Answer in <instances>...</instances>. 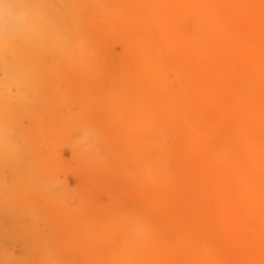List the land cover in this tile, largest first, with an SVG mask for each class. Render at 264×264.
Masks as SVG:
<instances>
[{
    "label": "bare ground",
    "instance_id": "6f19581e",
    "mask_svg": "<svg viewBox=\"0 0 264 264\" xmlns=\"http://www.w3.org/2000/svg\"><path fill=\"white\" fill-rule=\"evenodd\" d=\"M94 6L100 13L98 18H94L95 14L89 16L90 8ZM87 26L91 27L87 28ZM188 26L192 31L189 35L185 34L184 31ZM93 33L103 39H118L122 53L137 62H133L136 64L134 70L129 74L124 72L117 78L120 83L124 79L127 80L130 89L109 110L105 121L109 122L108 125L114 122L116 126L118 125L116 121L125 125L122 132H117V136H121L120 139L123 142L118 137L114 142L120 141L124 147L132 144L135 158H146L166 137L176 135L180 120L189 127L192 136L189 137L188 147L182 148L181 146L180 148V145H177V147L165 148L160 155L159 164L147 168L148 174L157 177V185L160 188L175 184L177 190L175 196L177 194L183 195L182 192H186L184 189L188 181L186 174L190 173L191 167H195L198 162L203 160L205 155L202 158V153L204 151L208 152L209 150L207 159L211 165L209 176L207 175V181L210 180L208 184H206V180L203 181L205 183L199 180L201 179L200 175L203 177L202 180L206 178V174L202 176L201 169L199 171L198 186L200 187L197 186L198 190L193 198L197 207L194 208L190 206L191 204H187L189 209L190 207L193 209L190 210L192 211L191 216L183 217V215V218L174 216V220L180 223L179 229L182 230L179 241L164 247V244L162 245L158 241L157 238L160 233L158 234L154 225L148 221L149 217H145L148 219L147 222L146 219L142 218L147 223L142 220L146 226L144 229L140 226L145 233L141 234L138 239L136 238L137 240L133 244L130 246L128 244L127 248L124 247V251L123 247L121 246L122 249L120 247L119 251L122 250L120 251L122 255L117 264H264V0H0V175L4 172L1 156L5 153L9 154L12 162L14 157L21 153L18 147L21 136H17V124H15V117L19 115V112L28 111V113H32L34 98L39 100L36 104L38 118L45 117L46 112L57 114V109L60 106H68L71 98L63 88L56 87L54 83L55 80L57 82L64 80L66 76L64 68L68 67L70 71L79 70L80 74L83 73L91 77L97 74V66L95 65L97 53L93 49L95 45L92 41ZM201 55L205 57V60ZM118 59L120 56L117 57V62L121 63ZM105 65L100 64L101 68L107 71L109 68ZM43 68L50 69L49 75H44L41 72ZM91 87L92 85L89 88ZM226 89H233L239 97L238 102L231 107L225 106L221 100ZM136 97L141 100L135 101ZM66 116L70 120L74 118L69 110ZM101 119L99 122H103ZM49 123L52 124L53 122L49 121ZM106 125L105 131L111 126L108 127L107 125L106 127ZM51 131L52 127L49 128V132ZM76 131L79 132L80 130ZM76 131L74 130L77 134ZM74 132L72 134L75 136ZM86 133L88 136H93V130L89 129ZM113 133L115 134V131ZM108 134L110 135V133ZM136 137H139L138 141H134ZM96 138L98 140V137ZM124 142L130 143V145H126ZM60 144L59 146H61ZM75 144L82 145L81 143ZM84 145L85 147L81 146L82 153L88 150L86 144ZM59 146L56 147L58 149L55 148L54 156L52 154L54 158L57 150L61 151L67 147L61 146L62 149ZM90 146L92 147L89 149H92L93 145ZM73 148L75 150L76 146ZM125 148L129 149V147ZM72 149L69 148V151ZM179 149L182 153L181 167L183 173L180 178H176L172 175L167 163ZM74 152L76 153V151ZM59 153L62 155V151ZM67 156L65 155V159L61 163L60 159L62 158L56 157L54 160L57 163L59 161V163L55 167L58 166L57 168H59L60 164L61 167L63 165L68 168L73 166L63 164ZM130 159L132 158L130 157ZM68 160L69 158L66 162H69ZM136 162L139 163L137 160ZM98 163L100 164V162ZM11 167L13 165L10 162L6 164V168L11 169ZM68 168L66 170L70 169ZM74 168L71 167L70 172L73 171L71 174H74V177L84 175L86 181L85 176L88 174L83 171L82 166L81 169L75 168L80 170L81 174L79 175L77 174L80 172L76 173ZM51 172L53 173L52 170ZM120 172L119 170L118 173ZM11 173L13 175V172ZM15 173L16 180H21L23 172L20 176L18 172L15 171ZM118 173L117 178L120 175ZM77 178L84 182L81 177ZM108 179H113L112 185L110 184L111 180ZM114 180L120 179L107 178V181L110 182L104 183L107 190H110V185V188L114 186ZM69 182L67 177L66 185L73 184ZM146 182L140 181L139 183L145 185ZM16 183L18 184V181ZM17 184L14 185V188L17 187ZM119 185L112 188L118 191ZM137 185L138 183L134 187ZM9 188L10 190L13 189ZM6 189V185H0V192H4ZM113 189L110 190L111 194L116 193L115 190L112 191ZM119 189L121 188L119 187ZM147 191L153 199V196L157 197L151 193V190L147 189ZM105 192L107 191L105 190ZM121 192L123 191L121 190ZM209 192L214 195V198H210ZM65 193L71 200L73 196H70L71 191L69 194L68 191ZM85 193L87 192L85 191ZM85 193L83 194L85 195ZM126 193H120V197L124 196L126 199ZM111 194L107 192L106 196L110 197ZM116 194H113V197L116 196L117 199H120L117 197L119 194ZM67 195L65 194V198L67 197L69 200ZM102 195H99L100 199L105 196ZM185 195L187 194L181 197L186 198ZM80 198L78 203L83 200L82 196ZM116 198L115 200L119 203V199ZM105 199L110 200V198ZM112 199L108 202L109 206L116 203ZM177 200L180 201L179 198ZM100 201L102 202V200ZM160 201L164 204V201L160 199L158 203ZM171 201L165 202L166 204L162 206L164 207L163 210L166 205L170 207L169 202ZM122 202L123 198L122 201L120 200V204H123ZM84 203L81 202L80 204ZM137 203L139 200L136 201ZM93 204L95 205V201ZM104 204L106 203L104 202ZM108 204L106 205L108 206ZM171 204L178 205L174 201ZM141 205L139 203V209L135 208L138 211L141 210L142 216H146L143 214L144 212L142 213L144 206L140 207ZM147 205L149 204L147 203ZM211 205L215 209L214 212L210 209ZM78 206L79 204H77ZM99 207L102 208V205ZM121 207L120 209H122ZM176 208L178 206L174 208V212H178L179 209ZM189 209L184 208V210ZM122 210L125 211L126 209ZM113 212L116 214L115 211ZM116 212L118 211L116 210ZM145 212L147 213V211ZM118 213H121V210ZM139 213L137 215L140 216ZM186 214L189 215V212ZM117 215L112 214V218L117 217ZM134 217L130 218L135 222L136 217L135 219ZM188 217L192 219L185 225L183 219H188ZM109 218L111 219L110 216ZM172 218L171 216L170 222L173 221ZM126 219L129 220V218ZM127 220H125L126 222L121 221V223L126 224ZM117 221L115 220V222ZM102 222H98L100 226L110 223ZM98 223L95 224L99 227ZM132 224L130 226L136 225V223ZM112 225H114L113 222L105 229L110 230ZM117 226L118 233L120 230L122 233L124 229L129 230V233L124 230L128 235L125 232L123 233L125 235L122 233L119 235L126 240L130 238L132 242L131 239L134 238V235L131 234L134 229L131 227V230L133 229L131 231L128 229L129 226H127L128 228L124 226L126 228L122 230L119 229V224ZM88 228H92V226L85 230L89 231ZM99 229L98 232H100ZM116 229L110 232L102 230V232L107 233H100L110 235L111 232H116ZM94 230L89 231V235L90 233L93 234L92 231ZM124 236L126 237L124 238ZM127 236L130 237L127 238ZM74 237L69 238L70 241ZM79 237L81 235L78 236V241H81ZM117 237L121 238L120 236ZM81 238L83 239V237ZM199 238L242 251L248 254V258L230 263L222 253L198 244L197 239ZM78 241L77 244L75 242V246L82 245L80 249L78 247L80 245L77 248L83 255L84 248H81L85 242L83 241L81 244ZM130 241L128 243H131ZM90 242H93L92 249L93 246L97 247L96 242L94 243L93 240ZM113 244L117 245L116 241L110 244L111 247ZM119 244L126 245L121 241ZM110 245L107 249L104 248L108 258L111 257L109 255L110 250L115 251L114 249L118 248L117 245L110 249ZM257 245H261L262 248L258 249ZM64 246L66 247V244ZM99 248L98 246L96 249L99 250ZM195 248L197 251H203V256H201L200 251H198L200 253L195 254L196 257L192 255L193 250L197 252ZM101 249L100 251H102ZM108 249L109 252H107ZM86 251L85 255L87 254ZM92 251L98 252L95 249ZM116 252L118 253V251ZM102 253L104 254V251ZM197 254H200V258ZM90 258L88 259L90 260ZM41 259L44 262V257ZM46 259L49 260V258ZM44 263L47 264V262ZM52 263L54 262L52 261Z\"/></svg>",
    "mask_w": 264,
    "mask_h": 264
},
{
    "label": "rangeland",
    "instance_id": "374dc122",
    "mask_svg": "<svg viewBox=\"0 0 264 264\" xmlns=\"http://www.w3.org/2000/svg\"><path fill=\"white\" fill-rule=\"evenodd\" d=\"M90 11L91 12L89 13V16L90 15L92 16L93 14H95L94 18H98L97 16L100 13L97 12V7L96 9H95V6L93 8H90ZM88 27H91V26H87V28ZM184 31H185V34L187 35L192 33L191 28L189 26ZM92 41L95 44L93 46V49H95L97 53V59H95V65L97 66L96 68L97 74L92 75V77L89 75H85L83 73L82 75L79 73V70L70 71L68 70L69 68L67 67V68H64L65 69L64 71L66 74V76L64 77V80L59 81V82H57L56 80L54 81V83L56 84V87L59 86L63 88V90L67 92L66 94L69 96V98H71L68 106H64V105L60 106L57 109V114L46 112L44 114L45 117L38 118L37 116L38 108L36 104L39 102V100L34 98L32 101L34 102V105H33L34 108L32 109V113H28V111H20L19 115L15 117V124H17L16 125L17 136H21V139L18 141L19 151L21 153L19 156L14 157L12 162L10 161L11 156H9V154L5 153L4 155L1 156L2 157L1 161L4 164V167L3 165L1 166L3 167L4 172L1 173L0 175V185L1 184L6 185L7 189L4 192H0V264H46L44 262H47V264H54V263L55 264H64V263L68 264V262L69 264L71 263L72 264H91L90 262H93V261L96 263H92V264H117V262L120 260V257L122 255L120 254V251L122 250L119 251L120 247L122 246L123 251H124L125 248H127L128 244L130 246L138 239V237H141V234L143 235L145 233V231L141 230V227L144 229V227L147 224L146 222L148 219H149L148 221H150V223L154 225V229L158 232V234L160 233L159 236L157 235L158 241L162 245L164 244L163 245L164 247L173 245L175 242L179 241L180 239L179 237L181 236L180 234H182L181 228L179 229V227H181L180 223L177 220H174L175 219L174 216H178V217H182L183 215H184L183 217L191 216L192 214V211H190L192 209L191 207H194V208L197 207L196 206L197 203L195 201L193 202V198H194L195 193L198 190V187H200L198 186L200 169L202 171L201 173H203L202 176L206 174L205 175L206 178L202 180L203 177H201L200 175L201 179L199 180L201 182L206 180L207 182L206 184L210 182V180L207 181L208 176H209L208 173H209V170L211 169L209 168L211 167V165L209 164L210 162H208V159H207L209 150L208 152L204 151L202 153V158L205 155L203 158L205 162L203 160L198 162L199 165L197 163L195 167H191L190 173L186 174L188 175V181L186 185L184 184L185 185L184 189H186V192L185 193L182 192L183 195L187 194L185 195V197L187 196L186 198L181 197L183 195H179V194L175 196L177 192V190L175 189L176 187L175 184L160 188L157 185V177L151 176L150 174L147 173L148 166H154V165L157 166L159 164L160 155L165 148L167 147L173 148V147H177V145H180V148L181 146L182 148H186L189 146V137L192 136V133L189 127H187L181 120L178 126L179 128H177L176 130V135H169L168 137H166L163 141H161L158 144L157 147H155V149L152 151L153 153L149 154L148 157L146 156V158L145 157L135 158L136 155L134 153L132 144L130 145V143L124 142L126 145L129 144L130 146H132V147L128 145L125 146V147H129V149L132 148V150H129L124 147V144L120 143V141L121 142L123 141L120 139L121 138V136L119 135L120 133L118 134L120 137L117 136V132H122V129L125 126L124 123H120L116 121V123H118V125H116L118 128L117 129L116 126L114 125V122L113 124H109L111 125L110 126L111 128H110L108 125L109 122L108 121L105 122V121L107 120L108 113L110 112L109 110L115 105L116 102L121 100V97L123 96V94L127 93L130 89V85L128 84L127 80L124 79L122 83H120L117 81V78L120 76V74L123 75L124 72L129 74V72L134 70V68L136 67L135 63L137 62H135L133 59L129 58V56L127 57L125 54L122 53V47H121V44L118 42V39H103L93 33ZM119 56H120V59L118 60L121 63L117 62V57ZM201 57L205 60L204 56L201 55ZM47 58L49 60V57ZM100 64H106L105 66L108 67L109 69L107 71H104L101 68ZM41 72L44 75H49L48 72H50V69L43 68ZM90 84L92 85L91 88H89L91 86ZM238 99L239 97L237 96L236 92L233 89L224 90V93L221 96V100L223 101V104L225 106H230V107L235 105L238 102ZM140 100L141 99L139 97L135 98V101H140ZM68 110L71 111V113L74 116V118L71 120L68 118V116H66L68 113ZM79 114H81V116H79ZM100 118H102L101 120H103V122L102 121L99 122ZM49 121H52L53 123L50 124ZM106 123L110 130L107 129L105 131ZM51 127H52V131L49 132V128ZM89 129L93 130V136L87 135L86 131H88ZM74 130L75 131L80 130V131L79 132L76 131L77 132L76 134ZM114 131H115V134L113 133ZM72 132H74L77 136L76 135L74 136ZM108 133H110V135ZM62 135H64L63 138H62ZM96 137H98V140ZM117 137L120 139V141L114 142V140H117ZM56 139H57L58 144L56 143ZM83 139L85 140L83 141ZM72 140L73 142H71ZM138 140H139V137H136L134 139V141H138ZM62 142L63 144L66 143V145H63ZM70 143L72 144L70 145ZM75 143H81L82 145L78 146ZM83 143L86 144L88 148V150L85 151L84 153L81 152V149H82L81 146L85 147ZM59 144L63 147L67 146L66 149L65 148L63 149V147L59 146ZM73 144L74 146H76L75 150L74 148L72 149V147H74L72 146ZM90 145H93L92 149H89L92 147ZM57 146L61 147L63 150L59 148L62 151V155H60L59 153L61 151L57 150L58 151L57 153L59 154L56 153L55 158L59 157L60 159V157L62 158L64 154L66 156L68 155L67 159L69 158L68 160L69 162H66L67 161L66 159L65 162H63V164H67L68 166L69 164L73 165L71 166L72 169L73 167H75L76 169L77 167L81 169V166H82L83 171L86 174H88L85 176L86 181H85L84 175L74 177V174L73 175L71 174L73 171L70 172L71 167H69L70 168L69 169L68 167H66V165H63V164L62 165L66 167L65 169L63 166L61 167V164L59 168H57L58 166L55 167L59 163V161L58 163L55 162L54 160L55 158L53 157L55 154L54 153L55 148ZM45 147L47 148L45 149ZM52 147L53 149H51ZM69 148H71L72 150L69 151ZM122 148H125V149H122ZM44 149L46 150L45 152L43 151ZM74 151H76V153ZM68 152H70L71 154H69ZM65 155H64V158L60 159V163L61 161H64L63 159H65ZM89 155L90 157H88ZM130 157L132 159H130ZM70 158L73 160H71ZM135 159L139 163H137ZM130 160L131 161L133 160V162H131ZM181 160H182V153H181V149H179V151L176 152L175 155H173L172 159L169 160L167 163V166L168 168H170L172 175L175 176L176 178H180L181 174L183 173V169L181 167L182 166ZM72 161L74 162V164H72L73 163ZM9 162L11 165H13L11 169L6 168V164H9ZM52 162L53 163L55 162L56 164L55 163L53 164ZM98 162H100V164ZM28 164L29 166H31L29 169H28L29 167ZM46 164L47 165L50 164L48 165L49 168L47 167ZM44 165L46 168L44 167ZM51 166L53 167V169ZM14 167H15V170H13ZM42 167H44L43 170H42ZM67 168L69 170H66ZM51 170L53 171V173L51 172ZM119 170L122 173L121 172L118 173ZM122 170L125 172H123ZM15 171L18 172L19 176L23 172V176L21 180H16ZM11 172H13V175ZM77 172H80V170L79 171L76 170V173ZM117 173L118 175L120 174L118 176L119 178H117ZM79 174H81V172L78 173L77 175ZM67 177H68V181H70L69 183H73V184H70L71 186H73L71 189H70L71 186L69 184H68L69 186L66 185ZM77 177H81L82 180H84V182L79 181ZM111 177H113L114 179L115 178L120 179L118 181L114 180L115 184L113 183L115 187L118 186V184H120L119 187L121 189H119L118 187V191L117 189L115 190V188L114 189L112 188L114 186L110 188V186L112 185L113 179L112 180L110 179L111 181L108 179L111 182L110 183L109 181H107V178H111ZM16 181H18V184L16 183ZM106 181L111 184L109 186L110 190L113 189L112 191L115 190L116 193L119 192L117 193L119 194V196L115 192H113V194H116L117 197H120L122 193L127 192L128 194L127 193L125 194L126 199H124V196H122L120 197V199L118 198L119 203H117V201L115 200L116 196H114L115 197L114 198L113 194H111L112 192L110 190H107V187L105 186L106 184H104L106 183ZM140 181L144 183L147 181L150 184L146 182L145 184L146 186H145L144 184H140L139 183ZM135 183L136 184L138 183L137 187L139 188L134 187L136 185ZM15 184H17V187L14 188ZM82 184H84L85 186H83ZM133 184L135 185L133 186ZM141 186L143 189L140 188ZM9 187L13 188L14 191L13 189L10 190ZM124 187L126 188L130 187V188L125 189ZM145 187L151 190V193H154L153 195H157V197L153 196L154 197L153 199L152 195L148 193ZM123 188L125 189V191ZM66 190L68 191V194L71 191L70 196L73 195L71 197L72 198L71 200H70V197L67 195V193H65L67 192ZM105 190L108 192V194H111L109 195L110 197H108V195L106 196L107 192H105ZM121 190L123 192H121ZM144 190L146 191V193ZM15 191H17V193H15ZM85 191L89 194L85 193ZM83 193H85V195ZM65 194L69 197V200L67 199V197L65 198ZM102 194L105 196L103 199H100L99 195H102ZM81 196L83 200L85 199L84 201L81 200L82 203H84L87 200L86 198H89V199L84 204H80L81 202L80 203L78 202L80 201ZM209 196L210 198H214V195L211 194L210 192H209ZM133 197H135L136 200ZM175 197H176V200H175ZM105 198H110V200L111 198H113L112 200H114V202L116 201V203H114L115 206L114 204L109 206L110 204H108V202L110 200L107 201V199ZM122 198H123V202H122L123 204H120V200L122 201ZM178 198L180 199V201L177 200ZM159 199L164 201V204H166L170 200L174 201L175 203L177 202L178 208L176 209H179L180 211L178 210V212H174L175 211L174 208L177 206H174L176 204L174 205L171 204L172 201L169 202L170 204L168 203L170 207L169 206L167 207L166 205L165 209L163 210L164 207L162 206L164 204L161 201L158 203ZM100 200H102V202ZM137 200H139L140 205L142 204L144 206V210L142 211V213L144 212L143 214L146 216H142L141 210L138 211L135 208V207L137 208L139 207V203L136 204ZM93 201H95V205L93 204ZM124 201H125V204H124ZM147 201H150V202H147ZM96 202L99 204H97ZM104 202L108 204V206L104 204ZM111 202L113 203V201ZM146 202L149 205H147ZM77 204H79L80 207L79 206L77 207ZM187 204L188 205L191 204L190 209L187 206ZM99 205L100 206L102 205V208H100ZM119 205L120 207L121 205H123V207L121 208L126 209V210L128 209V211L126 210L123 211L122 209H120ZM142 205L140 207H143ZM30 207H33V208H30ZM184 208L189 209V210H184ZM119 209L121 210V213H118L120 212ZM210 209L212 212H214L215 210L213 205L210 206ZM116 210L118 212H116ZM113 211H115L116 214H114ZM145 211H147V213ZM182 211L184 214L181 213ZM184 211L186 213L189 212V215L186 214ZM138 212H140L139 213L141 214L140 216L137 215ZM112 214L117 215V217L114 216V218H112ZM109 216L111 217V219L109 218ZM134 216L136 217L135 222L134 220L131 219ZM171 216L173 217L172 222H170ZM145 217L147 218L149 217V218L147 219ZM178 217L176 218L178 219ZM107 218H109L110 220ZM126 218H129V220H127ZM142 218H144V220L146 219V222ZM59 219H62V220L59 221ZM114 219L116 221L120 219V221L115 222ZM122 219L127 220V223L122 224L121 221L126 222L125 220H122ZM186 219H183L185 220L184 221L185 225H186V222H188L192 218L188 217L187 221ZM137 220H139V222H137ZM156 220H157V223L159 224L156 223ZM102 221H105L107 223L110 222V223L102 224L101 225L103 227L102 228L99 224ZM112 222L114 224L112 225V228L110 227L111 228V229L109 228L110 230H106L111 225ZM175 222L177 223L175 224ZM95 223L96 224L98 223L100 229ZM135 223L136 225H134ZM138 223L142 224L143 226ZM117 224L120 225L119 229L123 230L124 228L129 226V228L127 227L128 229L131 230V227H132L134 231L138 232L136 234V232L134 233L132 229L131 231H133L134 233L133 234L130 231L132 233L130 234L132 236L134 235L133 236L134 238L131 239L132 242L130 241V238H129L131 235L127 236L129 240L123 239V236L121 237V235H119L122 233V231L120 230V233L117 232L118 230L116 229L118 227ZM130 224L136 226L137 228L134 226H130ZM82 226L84 227L83 229H82ZM91 226L92 228H88L89 231L95 229L94 230L95 232L92 231L93 234L90 233L89 235V231L85 229ZM96 228H98L100 232H102V230L110 232V231H113V229H116V232L114 233L111 232L109 235V234H105L107 232L103 231L105 233L102 234L103 232L102 233L98 232L97 231L98 229ZM124 230H126V232L129 233V230L128 231L127 229H124ZM124 230H123V233L125 232ZM126 232L125 234H127ZM116 233L117 235L115 236ZM79 234L81 235V237H83L84 240L81 237H79L81 241H78L79 240L78 236H80ZM88 235L89 237H87ZM73 236L75 237L71 239L70 241L69 238H72ZM113 236H115L116 238L115 237L113 238ZM117 236H120L124 240V242L122 241L121 238H118ZM62 237L66 239H63ZM125 237L126 236H124V238ZM159 237H161L162 239ZM111 239L114 241H112ZM65 240L67 242L70 241L68 243L70 244L69 247ZM82 240L85 242V244H83ZM92 240L94 241V243L96 242L97 249H98V246L100 247L99 250H97L95 246H93V249L91 248V245L93 244V242L91 243L90 241ZM125 240L127 241V243L125 242ZM77 241L78 243L80 242L81 244H83V247L81 248V249L84 248L83 255L80 254L81 252L77 248V246L80 244L75 246V242L77 244ZM115 241L118 245L117 249L115 248V246L117 245L113 244L112 247L110 245L112 244V242L114 243ZM120 241L126 245L124 246V245L119 244ZM128 241H130L131 243H128ZM64 243L66 244V247L64 246L65 245ZM197 243L204 245L206 248L210 250L217 251L220 254L222 253L226 257L225 259H227L228 262L230 263L237 262L240 259L245 260L248 258V254L242 251H238L233 248L223 247L221 243L213 242L208 239L199 238L197 239ZM61 244H64V245L62 246ZM87 244L89 245L87 246ZM85 245H86V248H85ZM109 245H110V249H112L114 246L115 251L110 250L109 252V249H108L107 252H109L110 253L109 255H111V257L108 258L105 254V250L107 249V247H109ZM81 246L82 245L78 246L79 249ZM101 248L103 249L106 248V249L103 250ZM257 248L261 249L262 246L257 245ZM94 249L95 251H98V252L92 251ZM100 249L102 251H100ZM195 250L197 251L196 248ZM85 251L87 252L86 255L87 256L89 255V257L85 255ZM103 251H104V254L102 253ZM116 251H118L119 255ZM198 251H200L201 256H203L204 254L203 251L201 250H198ZM198 251L195 252L193 250L192 255L196 257L195 254L200 253ZM197 255L200 258V254H197ZM43 257H44V260H43L44 262H42V259H41ZM46 258H49V260ZM88 258H90V260ZM52 261L54 263H52Z\"/></svg>",
    "mask_w": 264,
    "mask_h": 264
}]
</instances>
